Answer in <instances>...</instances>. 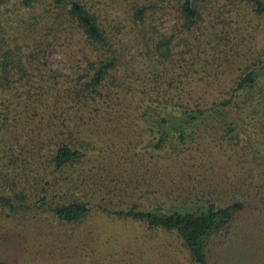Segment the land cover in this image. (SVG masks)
<instances>
[{"label": "trees", "instance_id": "obj_1", "mask_svg": "<svg viewBox=\"0 0 264 264\" xmlns=\"http://www.w3.org/2000/svg\"><path fill=\"white\" fill-rule=\"evenodd\" d=\"M120 1L115 19L96 0H0V217L33 207L73 223L104 191L119 201L99 210L172 233L189 264H227L214 249L246 208L264 210V86L250 91L264 76V0ZM241 98L256 113L248 130L235 127ZM202 130L228 140L210 163L182 154ZM128 132V146L164 153L126 163L153 180L144 203L118 197L130 178L93 163Z\"/></svg>", "mask_w": 264, "mask_h": 264}, {"label": "rangeland", "instance_id": "obj_2", "mask_svg": "<svg viewBox=\"0 0 264 264\" xmlns=\"http://www.w3.org/2000/svg\"><path fill=\"white\" fill-rule=\"evenodd\" d=\"M96 2L101 5V11L107 17L118 19L121 10H124L123 2L120 0ZM45 6L44 3L29 8L30 14L44 13ZM253 22L254 20H250L246 24L250 25ZM47 53L48 61L54 67L58 69L70 67V63L63 58L58 48H50ZM257 82L258 84L250 90L252 96L256 98L258 86H264V76H260ZM237 102L239 118L235 127L248 130L254 122L256 113L251 102H244L243 98ZM208 131H200L201 133L188 143L187 149L182 151L183 156L188 153V156L192 157L190 159L210 163L228 140H220L218 134ZM128 133L120 134L114 143L102 145L99 151H95L93 163L112 165L111 171L115 170L117 174L130 178L131 182L125 190L117 192L118 197L144 203L145 198L151 195L150 187L153 186L151 185L153 180L147 178L146 169L140 171V163H128L129 165L126 163L132 154L133 159L139 160L152 155L159 157L164 153L157 150L148 152V147L141 146L144 141L134 147L128 146L125 142L131 137V133ZM165 150L171 153L172 146L169 145ZM2 163L3 158L0 156V164ZM220 164L218 160L214 162V167L221 169ZM127 166L131 168L125 170ZM2 167L0 165V178L4 171H9V168ZM29 183L39 185L35 178H31ZM78 184H70L68 190L74 191L76 195L86 196L87 192L85 193L82 187L89 188L90 185L80 187ZM98 193L100 197L95 194L87 196L90 210L80 221L73 223L63 224L53 219L44 209L37 210L33 207L26 209L25 212H16L8 218L1 216L0 259L11 260L17 264H189L172 233L142 229L143 227L135 222L118 219L102 212L99 208L114 207L119 200H116L115 194H107L104 191ZM154 195L160 197L159 191H154ZM245 210L246 212L242 213L232 226V230L223 237L224 245L214 251L227 259V264H264V210L249 207Z\"/></svg>", "mask_w": 264, "mask_h": 264}]
</instances>
